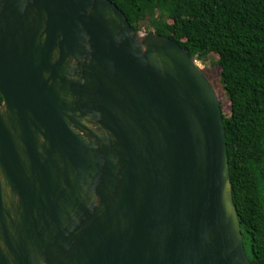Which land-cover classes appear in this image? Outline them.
<instances>
[{"label": "water", "instance_id": "obj_1", "mask_svg": "<svg viewBox=\"0 0 264 264\" xmlns=\"http://www.w3.org/2000/svg\"><path fill=\"white\" fill-rule=\"evenodd\" d=\"M0 264H252L221 101L110 0H0Z\"/></svg>", "mask_w": 264, "mask_h": 264}, {"label": "trees", "instance_id": "obj_2", "mask_svg": "<svg viewBox=\"0 0 264 264\" xmlns=\"http://www.w3.org/2000/svg\"><path fill=\"white\" fill-rule=\"evenodd\" d=\"M110 1L135 29L148 21L193 60L219 57L234 202L248 258L264 264V0Z\"/></svg>", "mask_w": 264, "mask_h": 264}, {"label": "rangeland", "instance_id": "obj_3", "mask_svg": "<svg viewBox=\"0 0 264 264\" xmlns=\"http://www.w3.org/2000/svg\"><path fill=\"white\" fill-rule=\"evenodd\" d=\"M139 31L141 32V34L154 33V29L149 27L148 21H144L140 24ZM218 61H219V57L213 54L208 59H206L204 62L197 61V64L203 70V72L206 74L209 81L212 83L213 87L215 88L217 95L221 101L223 115L225 117H230L232 106H231V102L226 96L223 84L221 82L220 74H221L222 69L218 65Z\"/></svg>", "mask_w": 264, "mask_h": 264}, {"label": "flooded vegetation", "instance_id": "obj_4", "mask_svg": "<svg viewBox=\"0 0 264 264\" xmlns=\"http://www.w3.org/2000/svg\"><path fill=\"white\" fill-rule=\"evenodd\" d=\"M1 104L3 103V98H2V101L0 102Z\"/></svg>", "mask_w": 264, "mask_h": 264}]
</instances>
